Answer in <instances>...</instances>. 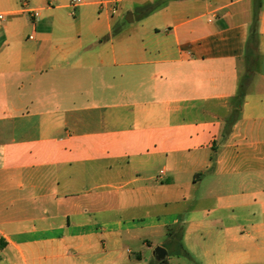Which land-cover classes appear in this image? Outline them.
<instances>
[{
  "label": "crops",
  "instance_id": "0c3cea01",
  "mask_svg": "<svg viewBox=\"0 0 264 264\" xmlns=\"http://www.w3.org/2000/svg\"><path fill=\"white\" fill-rule=\"evenodd\" d=\"M71 2L0 0V264H264V0Z\"/></svg>",
  "mask_w": 264,
  "mask_h": 264
},
{
  "label": "rangeland",
  "instance_id": "374dc122",
  "mask_svg": "<svg viewBox=\"0 0 264 264\" xmlns=\"http://www.w3.org/2000/svg\"><path fill=\"white\" fill-rule=\"evenodd\" d=\"M131 27L129 24L125 25V32H129L131 31ZM148 238H150L152 245L151 248H147L143 246V242L142 240L138 239H134V240H128V241H124V248L129 246L130 248H132V250L136 253L142 252L144 257L146 259L149 260V264H158V260L157 257L155 256L154 258V251L158 248V247H162L164 249H167L170 253V255L168 256V260L170 262V264H196L199 263V258L194 255L193 253H190V257L186 256V255H174V253L172 252V248L171 245H169L168 243V239L167 237L163 236V237H158L155 235H147ZM127 259V258H126ZM4 264V263H2ZM130 264H144V262H138V261H134L133 263Z\"/></svg>",
  "mask_w": 264,
  "mask_h": 264
},
{
  "label": "trees",
  "instance_id": "16d2710c",
  "mask_svg": "<svg viewBox=\"0 0 264 264\" xmlns=\"http://www.w3.org/2000/svg\"><path fill=\"white\" fill-rule=\"evenodd\" d=\"M258 6L260 8V2L258 3ZM258 37H259V32H258V13H257L249 29V38H248L247 49L245 53L246 73L241 82L239 93L237 95V100H236L237 110H235V113H237L238 108L241 105L244 92H245V86L250 80L252 74L255 72V68L258 63V56L256 53V50L258 47ZM5 246H6L5 241H3V239L0 238V249H3ZM158 264H169V262L166 258L163 261H159Z\"/></svg>",
  "mask_w": 264,
  "mask_h": 264
},
{
  "label": "water",
  "instance_id": "95a60500",
  "mask_svg": "<svg viewBox=\"0 0 264 264\" xmlns=\"http://www.w3.org/2000/svg\"><path fill=\"white\" fill-rule=\"evenodd\" d=\"M155 252H156V257H157L158 261H163L166 259V257H167L166 249H164L162 247H158Z\"/></svg>",
  "mask_w": 264,
  "mask_h": 264
},
{
  "label": "built area",
  "instance_id": "2783aa9c",
  "mask_svg": "<svg viewBox=\"0 0 264 264\" xmlns=\"http://www.w3.org/2000/svg\"><path fill=\"white\" fill-rule=\"evenodd\" d=\"M82 2H83V0H72L71 5L74 8H76L77 5L81 4ZM33 14H34V17H36V18L39 17V13L38 12L33 11ZM3 19H4L3 15H0V20H3Z\"/></svg>",
  "mask_w": 264,
  "mask_h": 264
}]
</instances>
